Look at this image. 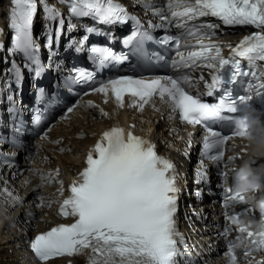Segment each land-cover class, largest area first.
Segmentation results:
<instances>
[{
  "label": "snow or ice",
  "instance_id": "obj_1",
  "mask_svg": "<svg viewBox=\"0 0 264 264\" xmlns=\"http://www.w3.org/2000/svg\"><path fill=\"white\" fill-rule=\"evenodd\" d=\"M69 5V13L76 18H92L104 25H126L131 22L132 31L122 43L130 52L136 53L146 40L149 33L143 30L140 19L130 14L118 0H61ZM12 7L9 27L14 31L13 53H21L27 61L34 65L33 80L42 76L47 70L39 58V46L33 38L32 29L34 16L37 12V0H10ZM48 20H56L60 13L49 7L45 0H40ZM141 6L151 10L161 21L150 25L162 28L171 25L183 29L179 35H164L158 41L161 45L174 44L177 60L171 67L191 68L203 65L216 69L212 82L206 85L205 95L213 97L225 86L221 71L229 69L231 75L228 84H235L240 77L249 76L248 71H242L241 61L249 64L264 61V0H167L163 6H157L155 0H141ZM201 17H214L225 26H252L257 31L246 35L231 48L226 58L222 54L221 45L209 42L204 38L214 34L215 24L205 23L198 27H189L188 22ZM64 23L63 19L59 24ZM75 25L69 22V30ZM208 29L209 31H201ZM48 32L46 47H49V61L56 52L51 50L53 42L51 28ZM95 27H87L86 35L76 46L77 53L87 51L89 58L99 67L112 62L123 63L127 55L114 53L107 46L93 44L84 48L88 34L97 33ZM200 37L195 45L182 44V39ZM60 38V28H56V41ZM109 39H114L109 35ZM73 41H69L71 46ZM181 48H190L186 53ZM163 60V57H158ZM59 68V65H56ZM17 86L23 80L21 69L15 63L9 69ZM75 75L73 82L87 84L90 92L83 95L101 94L104 103L111 97L117 109L127 107L142 112L155 97L165 102L173 114H178L179 120L190 126H200L207 135L203 138L202 155L214 164H219L224 158V145L233 137L243 138L244 126L238 112L250 109L245 97L238 101L231 98L227 90L215 102H208L199 95L190 94L185 85L191 86L187 77L172 75L157 76L151 79L138 78L132 75H119L104 80H96L93 73L81 68L71 70ZM255 75V73H252ZM35 87V84H33ZM264 88V85H260ZM43 88H37V100L44 93ZM257 95H260L258 92ZM7 99L13 104V97ZM78 106L96 107L91 100L81 105L78 100L67 107L63 119ZM39 112V109H37ZM103 116L108 113L100 109ZM172 118L171 116L169 117ZM33 121L40 124L41 117L35 115ZM228 122L232 125V135H225L214 130L212 124ZM129 128L112 126L103 131L86 155L84 167L71 180L68 187L69 195L59 204L58 215L64 218L72 217V223H60L50 230L37 234L30 242L31 251L40 264H48L55 257L84 256L86 264H178L177 257L182 256L178 242L184 243V238L177 228L178 194L177 169L174 163L157 154L156 145L150 140L135 135ZM17 132L20 129L17 128ZM191 135V134H190ZM47 139L45 133L40 137ZM187 155V153H185ZM231 157L229 158V162ZM57 174H59L57 170ZM223 175V174H222ZM198 176L207 180V172L201 163ZM51 183L49 177L41 176ZM62 191V190H61ZM226 200L230 203H245V199L232 189H225ZM10 195V194H9ZM200 195L199 192L196 193ZM17 202L18 197H13ZM37 207L43 206V198ZM31 215V214H29ZM231 224L237 226V231L245 234L249 251H264V231H253L250 225H242L237 214L227 216ZM260 220H264V201H261ZM228 229L221 233L227 237ZM236 246L227 243L225 258L227 264H238ZM246 256L248 252L244 253Z\"/></svg>",
  "mask_w": 264,
  "mask_h": 264
},
{
  "label": "bare ground",
  "instance_id": "obj_2",
  "mask_svg": "<svg viewBox=\"0 0 264 264\" xmlns=\"http://www.w3.org/2000/svg\"><path fill=\"white\" fill-rule=\"evenodd\" d=\"M86 98L98 102L94 97ZM101 109L108 113L106 117L98 113L97 107L75 108L64 122L52 127L51 138L57 139L53 145L36 141L35 145H28V152L26 148L22 151L12 148L2 151L13 158L7 166L0 164V194L7 192L0 200L8 201L6 206H0V264H29L23 257L19 258L21 253H15L14 248L22 246L23 237L27 232L30 233L32 228L34 231H43L59 223L54 220L50 209L44 210L36 206L33 195L51 196L52 188L40 184L28 168L58 166L61 178L77 172L82 167L81 161L87 147L93 145L97 135L112 124L134 123L135 133L155 144L161 154L172 153L174 148L181 145V138L186 133L183 127H179L174 121L169 106L161 103H153L139 114L117 109L109 103L102 105ZM41 162H44L43 165ZM13 197H18L19 201ZM201 208L206 214L215 211V205L211 203ZM215 219L216 217L213 220ZM209 225L204 229L211 230V225L215 224ZM211 234L212 232L208 231L202 233L207 242L215 240L219 250L220 243ZM9 250L13 254H8ZM48 264H63V261L56 260ZM73 264H82V260L75 259ZM205 264H225V258L223 254H219Z\"/></svg>",
  "mask_w": 264,
  "mask_h": 264
},
{
  "label": "clouds",
  "instance_id": "obj_3",
  "mask_svg": "<svg viewBox=\"0 0 264 264\" xmlns=\"http://www.w3.org/2000/svg\"><path fill=\"white\" fill-rule=\"evenodd\" d=\"M244 126L243 139L247 141L248 145L257 151H264V115L256 112L255 109H246L239 117ZM234 173L235 186L234 192L245 200L249 194L257 193L264 188L260 182V177L255 173L254 169L248 161L242 162L238 167L230 169ZM227 173L225 179L227 180ZM261 201L264 197L256 203L259 211H261ZM242 225H250L254 227L255 231H264V220H260L257 224H246L240 221Z\"/></svg>",
  "mask_w": 264,
  "mask_h": 264
}]
</instances>
